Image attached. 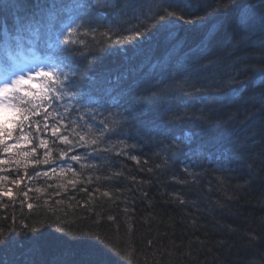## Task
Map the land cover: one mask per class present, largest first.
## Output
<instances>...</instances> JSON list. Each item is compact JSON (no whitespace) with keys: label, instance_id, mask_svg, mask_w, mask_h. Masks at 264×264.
Returning <instances> with one entry per match:
<instances>
[{"label":"trees","instance_id":"obj_1","mask_svg":"<svg viewBox=\"0 0 264 264\" xmlns=\"http://www.w3.org/2000/svg\"><path fill=\"white\" fill-rule=\"evenodd\" d=\"M141 2L146 15L142 20L131 19L133 8L139 7ZM161 2L128 0L129 15L122 16L123 22L116 21L115 24L124 25V30L130 25H154L149 32L151 39L142 46H145L144 51L150 52L161 45L170 46L167 51L161 50V54H156L159 62L179 59L201 42L212 24L221 25L212 51L221 55L227 52L232 59L225 57V64L221 67L223 74L217 77L212 95L232 88L241 89L233 106L227 109L237 114V125L243 126L249 119L264 114V60L260 59L258 48L237 51L233 55L232 45L236 43V37L232 25L236 13L230 12L225 17L216 11L218 4L226 0H182L178 11L184 20L172 17L166 21L158 20L164 14L160 10ZM116 3L117 7L112 11L119 12L123 5L119 0ZM149 16L153 18L149 19ZM111 18H115L113 14ZM189 20L195 23H187ZM8 24L11 26L10 19ZM106 25L100 20L94 26L98 33H103ZM170 33L175 39H169ZM118 34H110L111 40H115ZM2 35L0 32V40ZM95 40L105 41V48L111 43L103 36ZM88 43L93 52L100 47L94 40H88ZM176 44L181 47L174 50L173 45ZM123 47L126 52L117 47L98 52L102 59L96 64L78 57L77 62L85 76L81 83L87 84V77L99 74V70H111L117 56L123 58L138 50L127 44ZM175 51L180 53V57ZM171 52L174 54L168 58ZM238 60L246 63L237 68ZM158 76L159 73L144 76V71L140 72V77L144 78ZM233 77L236 79L229 83ZM99 86L103 88L104 84ZM84 91L89 92L90 89L85 88ZM94 97L92 100L83 99L81 104L85 110L101 113L98 105L101 101ZM189 100L191 97L184 92L175 94L169 97L166 105L154 104L150 106L152 112L141 114L145 123L140 127L132 119V123H125L124 135L105 133L98 144L92 146L95 153L92 148H78L69 153V156L89 154L80 162L72 161V170L67 168L63 172L52 173L48 169L55 164H35V159L45 158V149L37 147V152L31 154V149L38 144V139L33 137H29L31 143L26 145L30 155L24 163L6 154L3 175L7 179L0 183L12 189V197H0V229L11 243L0 246V264H79L87 257L78 249L62 245L60 240L92 239L91 236L74 235L80 231L107 236L109 243L126 248L131 253L127 261L111 253L117 264H264V140L258 136L254 142L245 144L242 141L241 146L251 150L240 157H233L229 163L227 154H195L187 148L183 153H176L173 148L171 152L175 154L172 155L168 151L169 139L158 135L152 127H143L157 117L166 116L165 107L176 111ZM72 103L75 105L76 102ZM105 103V106L110 105L109 101ZM113 109L119 117L120 113L127 117L122 108ZM39 113L35 119L43 123V111L39 110ZM80 114L77 112L71 118L76 119ZM180 115H185V112L181 111ZM194 115L199 116V112H187L188 119ZM119 117L115 120L119 121ZM128 119L131 117L124 122ZM77 123L82 125L83 121ZM91 124L99 136V123L91 121ZM108 125L109 128H121L116 123ZM40 128V138L48 141V159L62 162L58 150H66L67 146L58 142L54 144L52 138L43 133V127ZM192 130L198 135V129L193 127ZM77 131L83 133L86 129L78 127ZM91 138L94 137L86 136V139ZM133 156L139 163L131 158ZM185 166H188V172L182 170ZM42 170H47L51 178L28 179ZM20 176H24L23 181L13 184L12 180ZM29 188L32 191L24 198L22 193ZM37 188L40 191L37 192ZM28 203L33 204V209H28ZM109 216L115 219L109 220ZM58 223L65 231H59ZM25 224L37 230L30 232L23 227ZM13 228L15 231L9 235Z\"/></svg>","mask_w":264,"mask_h":264},{"label":"snow or ice","instance_id":"obj_2","mask_svg":"<svg viewBox=\"0 0 264 264\" xmlns=\"http://www.w3.org/2000/svg\"><path fill=\"white\" fill-rule=\"evenodd\" d=\"M119 2L123 6L119 12H116L114 20L123 22L122 16L129 15L128 0H119ZM181 3L182 0H162L160 10L164 14L160 15L158 20L166 21L172 17L184 20L178 11ZM116 7V0H0V21L3 22L0 24V32L4 37L0 40V157L10 153L21 141L31 143L29 137H33L38 139V144L31 149V154L37 152V147L45 149V158L42 160L37 158L34 163L43 165L57 163L48 159L50 155L48 141L40 138V122L35 119L40 114L39 109H43V133L51 137L54 144L58 142L67 146L66 150H58L59 159L63 162L59 164L61 172L65 167L72 170L71 164L65 161V157L69 161L80 162L89 155L69 156V153L75 152L78 148H92V152L95 153L96 149L92 146L97 145L105 133L124 135L123 128H109L105 121L98 122L100 135H96L91 121L98 113H93L90 109L85 110V106L81 104L83 99L92 100L95 97L91 92H85V88L94 90L95 95L105 99L106 103L110 101V107L122 108L127 113V117L133 119L142 114L146 107L154 104L166 105L169 97L175 94L184 92L189 95L191 100L178 107L176 111L165 107V112L168 114L157 117L159 123L154 119L145 125L152 127L158 135L171 141L168 151L172 155L175 154L171 152L173 148L176 153H183L187 148L195 154L209 153L220 156L227 154L231 163L233 157H240L242 153L251 150L241 146L242 141L245 144L254 142L258 136L264 140V114L251 118L245 125L240 126L236 124L237 114L227 111L241 94V89L232 88L228 92L212 95V87L217 77L223 74L221 67L225 64V57L232 59L227 52L221 55L212 51L213 41L221 27L217 23L209 27L198 45L183 53L179 59L153 63L152 72L159 73L156 78L142 77L140 80L127 83L129 70L120 72L119 69H114L89 76L88 83L82 84L81 81L85 76L77 62L78 57L96 64L102 59L98 52L107 51L112 47L126 52L123 47L125 44L135 49L151 39L149 32L154 25L150 24L144 27L130 25L125 31L131 34L118 36L115 40H111V26L105 32L98 33L94 25L106 15L100 10ZM143 7L144 3L141 2L139 7L133 8L131 19L142 20L146 15L142 11ZM216 11L225 17L230 12L236 13L232 25V32L236 37V43L232 45L233 55L237 51L258 48L261 53L260 59L264 60V0H226L225 3L218 4ZM9 19L11 26L8 24ZM186 22L195 23L192 20ZM97 35L105 37L106 41H111L108 48L103 47L105 41L95 40ZM89 36L100 45L96 52L91 51L90 46L82 39ZM169 39H175L174 34L170 33ZM180 47L179 44L173 45L174 50ZM128 59L131 57L126 55L125 60ZM244 63L246 62L238 60L235 66L239 68ZM37 79L42 87L38 92H34L28 85ZM235 79L236 77H233L229 83H233ZM98 84H104L106 87H96ZM72 101L76 102L75 105ZM181 111H184L185 115L181 116ZM189 111L193 113L198 111L199 116L194 115L192 119H188ZM77 112L81 114L76 116V119H72L71 117ZM8 113L13 114V119L6 118ZM120 115L123 120L127 119L123 113ZM85 117L88 119L85 120ZM49 119H51L50 125ZM77 121H83V124H78ZM9 123L14 127L9 128L7 126ZM78 127L86 131L78 132ZM193 127L198 129V135L192 130ZM61 129L64 131L62 132ZM70 136L72 139H69ZM86 136L94 138L86 139ZM193 145L196 147L193 148ZM29 155V152H24V156ZM131 158L139 163L137 157ZM6 163L5 159L0 158V165ZM182 170L188 172V166ZM51 172L56 173L57 167H52ZM41 176L51 178L47 171L43 173L36 171L28 179L35 180ZM4 179L7 177H0V181ZM23 179L24 176H20L12 180V183L18 185ZM35 190L40 191L39 188ZM29 191L32 189L23 192L22 196L27 198ZM0 197L11 198L12 189L5 188L0 183ZM23 202L21 200V204ZM27 207L31 210L34 206L28 203ZM108 219L115 218L109 216ZM23 227L30 232L37 230L28 228L26 224ZM57 227L59 231H65L59 223ZM14 231V228L11 229L9 235ZM74 235L92 237V239L60 240L62 245L78 249L87 257L79 264H117L111 258L113 252L121 256L124 261L131 256L126 248H118L109 243L107 236L84 231ZM10 243L7 235L0 229V246Z\"/></svg>","mask_w":264,"mask_h":264},{"label":"bare ground","instance_id":"obj_3","mask_svg":"<svg viewBox=\"0 0 264 264\" xmlns=\"http://www.w3.org/2000/svg\"><path fill=\"white\" fill-rule=\"evenodd\" d=\"M102 13H106V15L104 16V18L102 19H99L97 21H104L107 25L104 27V31L105 32L110 26L112 28V32L110 34H113V33H120L117 35L118 36H121V35H128L127 32L124 30V25H121V24H115L117 23L113 18H111V15L113 14L114 17H115V14L116 12L112 11V9L110 10V8H106V9H101L100 10ZM112 11V13H111ZM127 27H125V29H127ZM118 29V30H117ZM171 29V27H170ZM169 31H172L170 30ZM99 37V35H97L95 37V39H97ZM82 39L85 40L86 44H89L88 43V40H93V38L91 36L89 37H82ZM91 42V41H90ZM170 46L168 45H161V47H158L156 50H154L153 52H150V51H144L143 49L145 48V46H141L140 48L135 49V51H133L130 55H127L128 57H131V59H128L127 61L125 60V57L123 58H118V56L113 60V68L111 70H114V69H119L120 72H123L125 69L129 70V81L127 83H131L133 80H140L142 77H140V72L144 71V76L146 74H148V76H152L153 74H156V73H153L152 72V64L153 63H156V62H159V59H158V56L156 55L157 53L158 54H161V50L162 51H167V49L169 48ZM142 50L141 52L138 53V51ZM115 53H118V51H115ZM175 53L177 54V56L180 57V53L178 51H175ZM174 53L171 52L169 53L167 56L168 58H171V55H173ZM163 57L166 59V57L163 55ZM82 58V57H81ZM84 59V58H82ZM98 73H102V70L100 71H97ZM158 73V72H157ZM126 86V85H125ZM96 87H99V84L96 85ZM104 87H106V85H104ZM89 92H91L92 96H96L95 95V91L94 90H90ZM97 98L100 99V103H98L99 105V108L101 109V113L98 112V111H95L94 113H98L95 115L94 119L92 120L94 123H98L99 121H105L106 123H109V124H113V123H116L118 124L121 128H124L126 127V124L125 123H132V119H128L127 122H124V120H122L121 117H119L117 114L114 113V109L113 107H110L109 104H106L105 101L103 99H101L99 96H97ZM110 102V101H109ZM104 103L106 104V106L104 105ZM151 108L150 107H146L142 114H149L150 112H152L150 110ZM40 111H43V109H39ZM120 118L119 121H116L115 119L116 118ZM143 118L141 114H139L137 116L136 119H133L134 122L136 123L137 126L140 127V124H143L145 123L143 121ZM145 119V118H144ZM142 126V125H141ZM40 127H43V123H40ZM145 127V126H143ZM142 128V127H141ZM144 129V128H143ZM62 131L64 129H61ZM140 140V139H138ZM138 140H135L136 142ZM136 146H139L137 143H134ZM159 144V143H158ZM161 145V144H160ZM263 145V144H262ZM162 146V145H161ZM5 154L0 157V158H3L5 159ZM3 170H4V165H0V176H2L1 174H3Z\"/></svg>","mask_w":264,"mask_h":264},{"label":"rangeland","instance_id":"obj_4","mask_svg":"<svg viewBox=\"0 0 264 264\" xmlns=\"http://www.w3.org/2000/svg\"><path fill=\"white\" fill-rule=\"evenodd\" d=\"M34 81H35V80H34ZM34 81H31V82H34ZM6 118H7L8 120L13 119V114H12V113H8ZM8 125H9V124H8Z\"/></svg>","mask_w":264,"mask_h":264}]
</instances>
